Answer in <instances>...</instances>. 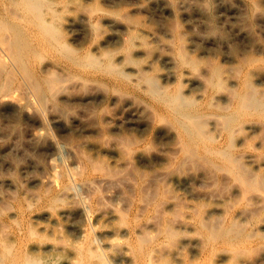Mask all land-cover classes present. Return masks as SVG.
<instances>
[{"label":"bare ground","instance_id":"6f19581e","mask_svg":"<svg viewBox=\"0 0 264 264\" xmlns=\"http://www.w3.org/2000/svg\"><path fill=\"white\" fill-rule=\"evenodd\" d=\"M105 1L115 0H0V113L15 124H39L27 126L21 137L15 134L0 153L19 152L39 164L18 151L23 137L45 153L29 195L53 214L62 213L60 205L80 192L84 196L76 202L83 215L111 187L127 197V207L116 211L123 225L97 231L68 225L73 237L63 243L72 251L66 264H111L106 238L116 233L124 238L110 248L117 262L174 264L156 253L171 249L176 238L168 210L175 199L185 208L180 224L204 228L202 242L193 243L198 256L188 264H220L218 257L231 264L240 254L258 253L264 248L261 5L255 0L192 4L202 32L190 34L177 21L154 27L132 8H108ZM152 5L177 17L188 4L151 0L137 6ZM222 10L236 18L243 12L261 31L256 36L245 25H230ZM85 101L118 105L95 116L98 130L91 138L72 143L62 129L54 133L46 127L51 121L63 130H82L94 110L80 114L69 108ZM124 128L133 131L129 135ZM1 131L2 137L12 134ZM165 183L184 190L167 194ZM219 190L222 197L212 201ZM146 195L152 196L146 200ZM203 198H209L204 205ZM15 200L17 210L7 205L10 218L0 221V264H60L64 254L56 250L60 243L49 239V225L46 243L33 241L38 230L24 215L32 203ZM219 240L228 244L229 254L217 251Z\"/></svg>","mask_w":264,"mask_h":264},{"label":"rangeland","instance_id":"374dc122","mask_svg":"<svg viewBox=\"0 0 264 264\" xmlns=\"http://www.w3.org/2000/svg\"><path fill=\"white\" fill-rule=\"evenodd\" d=\"M255 1H257L264 10V0ZM175 2H177L179 6L181 3L188 4L189 6L186 5V13L184 12L183 14V12L178 10L177 17H174L173 15H170L167 10L164 11V9L159 8L160 5H152L148 8L144 6L138 7L141 4H150L151 0L105 1L104 5L108 8L115 9L125 7L132 8L136 16L140 17L144 21L151 22L154 27H160V23L162 21L169 20L170 22L177 21L178 24H181L183 30L190 34L202 32V25L199 22L198 16L193 12V8L191 12V5L201 4L203 0H175ZM221 16L226 22H230V25H245L246 27L250 28V30L252 29L254 32H250L251 35L253 34L257 36L258 32L261 31L259 24L255 22L250 24L243 12H240V16L236 18L228 11L222 10ZM246 23H248L249 26ZM108 27L109 26L107 25L105 28L108 29ZM262 38L259 37V39L264 42V37ZM198 42L201 44L200 41ZM219 48L223 51L226 49V46L220 44ZM221 55L222 53L219 52V58H221ZM85 103L86 104H74L72 108H69V110L77 111L80 114L85 113V109L88 110L90 108L94 110V113L93 111L89 110L91 113L87 114V124L82 130H63L62 125L57 126L55 125L56 123L54 124L51 121L46 123V127L49 129V131L54 133H58L59 129H62V135H64L65 140L75 143L78 140L77 138H91V136L96 134L98 129L95 116H101L104 113L113 112L118 109V105L116 103L101 104L93 103L92 101L90 103L85 101ZM32 125L38 126L39 124H37L35 121H29L28 123L19 122L15 124L12 123V117L8 113H5V115L0 113V131L1 128L11 129L12 131V134L7 137L0 136V146H7L12 141V139H14L12 137H14L15 134H18L21 137L22 132H24L26 127ZM123 130L129 135L133 131L132 129L126 128ZM151 142L154 147H158L160 144V141L157 139H151ZM17 143H19L18 151L29 154L34 158V160L38 161L39 164L29 163L28 160L23 159V155H21L19 152H16L17 154H15L12 151L11 154H5L4 156H2L0 153V221H8L10 218L7 205H12L14 209L17 210V203L15 200L16 196L25 198L28 201L30 200L32 204L26 208L24 215L25 220H27L26 222L29 225H35L36 229L38 230L39 235L37 238L33 239V241H41L46 243V225H49L47 231L49 239L60 243L58 244L56 250L64 254L60 264H66L72 254L71 248L68 245H63V243L69 242L73 237L68 230V225H92V227H90L91 231L104 229L111 230L116 228L117 225H123L118 222L116 211L123 208V206L126 204L125 202L127 201V197L123 193L119 195V190H121V188L118 186L111 187L112 192L110 194H108L107 191H102L101 196L96 201L97 204L95 203L96 206L92 207L88 214L85 215L79 212L80 205L78 204H80V201L78 203L76 202V199L78 201L84 196L81 192V195H76L77 198L74 196L68 197V199H66L67 202H63L62 205H60L59 212L62 213L59 214L57 212H55V214L51 213V209L48 208L46 204L39 203V201L32 199L34 197L29 195V193H32L31 191L34 189L35 184L31 176L38 175L43 170L42 166L43 162H45V153L41 155L39 150L31 148L30 142L27 141L26 137L21 138L20 141H17ZM152 168V165L145 166L146 170H152ZM163 187L167 194H169L170 191H172V194L175 192L180 194L182 193V190H184L181 186H178L175 183H165L163 184ZM221 193V190H219L215 192V194H212L211 200L214 202L219 201L218 199L222 197L220 195ZM79 195L81 196L80 198ZM151 196L146 195V200H149ZM192 200L197 201L196 197H193ZM203 200L204 205L209 200V198H203ZM74 202L77 204L74 205ZM126 207L127 205L124 206V208ZM168 210L170 211L169 219L172 225H174L177 235L171 249H167L166 252H164V250L160 248L156 254L159 257L163 253L164 256L168 257L174 264H188L189 261L194 260L198 256L199 247L195 248L193 243L195 241H199L200 243L202 242L204 237L202 235V231L204 228H201L199 225L180 224L181 218L186 217V215L185 208L180 205L177 199L174 200V204H172ZM54 215H56L58 219H56ZM54 226L56 227V230L54 229ZM41 236H43V238H41ZM56 237L57 240L55 239ZM123 239V236L117 233L109 234L106 238V254L108 255V259L111 264H122V262H117L114 260V256H112L110 248L113 241L119 242ZM215 247L219 253L229 254L227 251L229 250L228 244L226 242L219 240L215 243ZM258 253H253L251 256L240 254V256L233 260L231 264H264V248H261ZM218 259L220 264H230L228 259L222 261L220 257H218Z\"/></svg>","mask_w":264,"mask_h":264}]
</instances>
